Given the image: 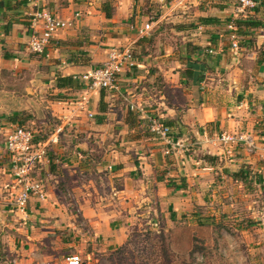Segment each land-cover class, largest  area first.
Listing matches in <instances>:
<instances>
[{
    "label": "crops",
    "instance_id": "1",
    "mask_svg": "<svg viewBox=\"0 0 264 264\" xmlns=\"http://www.w3.org/2000/svg\"><path fill=\"white\" fill-rule=\"evenodd\" d=\"M4 1L13 5L16 0ZM17 1L22 3L17 10L15 7L0 11V131L6 136L12 126L20 125L24 115L30 121L56 126L52 135L57 130L59 133L55 137L57 142L49 147L54 148L50 162L54 158L60 164L58 170L63 172H70L82 163L86 170L90 168V188H80L83 203L80 200L77 205L98 242L102 239L107 247H120L127 240L123 214L133 205V200L126 201L129 197L124 195L123 182L130 184L132 176L136 178V164L147 181L140 191L128 185L127 190L133 191L131 197L139 196L148 188L154 172H176L184 179L187 177L189 183L191 176L197 173L202 176L201 160L186 154L173 157L174 151L166 154L173 147L152 133L149 121L137 111L129 107L124 110L123 99L128 104L135 102L145 107L166 125L174 121L175 124L168 125L174 143L198 141L210 149L208 155L219 157L222 162L251 165L261 172L264 166V0H255L256 8L246 12L233 0H184L178 7L175 0H118L116 14L111 19L89 0H52L47 7L72 26L57 33L42 55L31 53L28 47L29 19L35 9L30 0ZM22 16L29 19L25 22ZM201 19L212 21L207 24ZM240 21L261 25L236 26ZM149 22H154L153 33L141 37L140 29ZM231 23L236 31L229 29ZM90 28L96 30L91 39ZM143 39L145 42L139 44ZM147 43L154 45L149 48ZM128 45L137 54V66L119 77L122 91L116 94L121 96V102L112 103L105 95L107 111L101 113V95L95 93L89 112L91 108L100 120L90 122L87 117L77 120L76 116L67 125L63 119L72 116V109L67 107L66 100L81 96L85 85L81 82L80 87L58 88L57 78L83 75L95 68V63L102 65L110 50ZM143 48L149 52L147 55L137 53ZM172 50L174 53L178 50L177 55ZM159 77L164 83L158 81ZM4 79L6 87L2 88ZM164 84L170 93L162 92ZM64 129L69 133L62 136ZM223 132L247 134L255 139L257 149L250 153L240 144L228 156L220 146L205 142L206 137ZM66 140H70V147L64 145ZM89 153L90 165L86 160L79 161ZM133 154L142 162L134 164ZM192 164L198 170L190 168ZM44 170L48 173L46 201L32 200L26 214L12 215L7 204L9 213L0 212V264H65L59 261L57 248L51 244L60 237L70 242L72 238L68 236L75 235L78 228L73 224L75 216L64 207L68 198L60 191L62 172L51 173L47 164ZM6 171L13 179L9 162ZM73 176L70 172L61 180L73 181ZM160 178L155 181L162 189L160 194L176 191L177 188H168L164 177ZM103 179L112 184L110 196L103 187ZM12 183L15 184L14 179ZM178 189L184 194L181 187ZM66 190L73 201L72 191L76 190L69 186ZM261 227L264 230V222ZM93 251L94 247L86 252L89 258Z\"/></svg>",
    "mask_w": 264,
    "mask_h": 264
},
{
    "label": "rangeland",
    "instance_id": "2",
    "mask_svg": "<svg viewBox=\"0 0 264 264\" xmlns=\"http://www.w3.org/2000/svg\"><path fill=\"white\" fill-rule=\"evenodd\" d=\"M89 1L96 4L97 9L104 14L106 5L111 10L112 16L116 14L118 0ZM233 1L237 2L239 6L237 0ZM133 14L134 12L130 13L132 16ZM28 17L22 16L21 19L26 22L29 19ZM133 19H135V16ZM95 31L90 28V39L91 34ZM147 45L150 48L154 44L147 43ZM144 50L147 51L146 48ZM153 50H156L155 47ZM175 51V53L173 51V55H177L178 50ZM141 52V49L137 51V53ZM94 65L99 67L101 64L95 63ZM1 87H6L5 79ZM79 97L66 101H74ZM106 99L116 103L121 102L122 98L116 93H106ZM121 103L122 108L126 110L128 102L123 99ZM90 113L93 117L86 114L75 119L80 120L87 117L90 122L100 120L91 108ZM21 119L19 124L31 129L40 141L47 139L56 130L54 125L50 127L41 123L43 121H30V118L25 117V115ZM149 129H151V125ZM65 133H69V130L64 129L62 136ZM4 136L0 131V212L9 213L6 204L16 191L12 194L15 185L12 183L14 178H9L6 171L9 157L4 149ZM63 138L65 139V137ZM205 142L220 146L228 156L233 155L234 149L240 145L229 148L220 144L215 135L206 137ZM70 143V140H66L64 145L70 147ZM173 144L178 145L177 142H173ZM179 145L172 146V150L168 149L166 154H171L174 151L176 155L173 154V157L186 154L194 160H201L200 172L202 176H199L198 171H195L197 175L191 176L192 181L189 183L187 177L184 179L176 172L163 173L160 171V174L154 172L152 173L153 180L149 182L148 188L145 187L146 190H143L142 194L133 197H131L133 192L131 188L137 189V191L142 190V186H144L147 179L142 175L139 164H136L142 162L138 159L139 156L136 154L131 155L133 163L136 164V170L134 171L136 178L134 179L132 176L133 180L130 184L128 182H123V184L125 188L124 195L126 198L129 197L126 201L130 203V200H133L131 202L133 205L129 206L123 214L128 237L120 247H107L102 239L98 242V237L90 230L89 222L82 217L79 210L80 206L77 205L83 197L80 188H90V184H88L90 182V168L86 170L85 163H82V166L71 168L70 172L73 173L74 180L64 182L62 181L63 178L70 172L68 170L63 172L62 169L59 171L60 164L55 162L54 158L50 162L54 148H49L45 164L37 165L33 176L43 180L45 184L46 177H48V173L44 170L46 164L51 173L62 172V180L59 178L62 183L60 184L62 186L60 191H62L63 196L68 198L64 207L68 208V211L75 216L73 224L78 228L75 235L68 236L72 238L70 242L62 241V237L53 239L55 242L51 246L57 248L55 251H57L56 256L59 257V261L66 264L68 257L79 255L83 264H264V230L261 227L264 222V166L261 167L260 172V170H256L257 168L252 169L251 165H233L229 161L223 160L222 162L220 159L217 160L216 165L212 166L211 160L208 159L207 162L202 159L210 151L208 147L198 141L191 143L188 140L179 142ZM243 146L245 147V145ZM85 147L88 146L85 145ZM245 149L250 153L256 150L251 151L247 147ZM84 160L87 161V165H90V153L88 157L84 155L82 159H79V161ZM75 165L77 164L75 163ZM192 165L195 167L191 166L190 168L198 170L195 164ZM171 168H174V166ZM203 168L206 170H203ZM241 173L247 175L245 176L246 180L237 181L234 175ZM160 177L167 180L165 183L168 188H177L176 191L174 189L172 192L170 191L171 193L160 194L162 189L155 182L157 179H161ZM254 177L255 179H252ZM177 183L182 185L179 187L183 189L184 194L180 191L181 189H178V186H175ZM98 185L100 183L96 185L97 188ZM128 185L131 186L130 190H127ZM57 186L59 187V184ZM68 186L76 190L75 192L71 190L75 195L73 201L68 197V191L66 190ZM86 186H89V188H86ZM103 187L110 196L112 194L110 181L103 179ZM140 195H143V197ZM63 196L61 197L63 198ZM184 197L185 200H182ZM79 203H83V201L81 200ZM12 212V215L17 214L15 210ZM172 212L177 214L175 220L171 217ZM63 225L65 224L63 223ZM39 245L37 243L36 247ZM93 247L95 251H93L92 257L89 258L86 252H90Z\"/></svg>",
    "mask_w": 264,
    "mask_h": 264
},
{
    "label": "built area",
    "instance_id": "3",
    "mask_svg": "<svg viewBox=\"0 0 264 264\" xmlns=\"http://www.w3.org/2000/svg\"><path fill=\"white\" fill-rule=\"evenodd\" d=\"M52 0H30L34 7L30 15V40L29 50L33 54L42 55L50 47L55 35L72 26V23L60 18L52 12L47 5ZM184 0H175L178 7ZM242 11L253 10L257 3L255 0H237ZM173 7V8H175ZM154 29V22L147 23L139 34L146 37ZM231 31H236L233 23L229 25ZM133 46L114 48L108 53L107 60L99 67L91 69L89 72L76 76L75 79L82 81L85 85L84 93L76 100L66 101L68 108L72 109V116L64 117L63 121L68 125L73 122V118L83 113L93 115L89 112L93 95L101 90L107 92L120 93V75L124 71H130L137 66L133 56ZM128 107L131 111H137L141 117L146 118L151 125V132L164 140L168 146H180L173 144L171 128L160 120L156 115L148 113L145 107L135 102H130ZM72 121V122H71ZM59 133V130H57ZM57 132L47 141L36 140L34 132L21 125L12 126L6 133V150L11 165V174L15 181V193L7 205L16 213L26 214L29 203L32 200L43 202L48 198L43 180L33 176L37 165L43 164L47 160L48 150L52 143L57 142ZM57 136V138H55ZM217 141L229 148L234 145L243 144L249 150L257 149L255 139L249 135H237L223 132L215 135ZM168 153V151H167ZM66 264H83L79 255L67 258Z\"/></svg>",
    "mask_w": 264,
    "mask_h": 264
},
{
    "label": "trees",
    "instance_id": "4",
    "mask_svg": "<svg viewBox=\"0 0 264 264\" xmlns=\"http://www.w3.org/2000/svg\"><path fill=\"white\" fill-rule=\"evenodd\" d=\"M21 2H19V1H15V3L13 4V5H10V4H7V3H5V1L4 0H1L0 1V11H1V9H4V8H6V9H12V8H15L16 7V10L18 9V8H20L19 6H21ZM104 12H105V14H106V18L107 19H111L112 18V12H111V10L109 9V8H107V5H106V7H105V9H104ZM201 22H205V23H207V24H209V22H211L212 20L211 19H201L200 20ZM234 24V23H233ZM243 24H245L246 26H251V27H258V26H260L261 25V23H258V22H255V21H245V22H242V21H240V22H237L235 25L236 26H238V27H240V26H242ZM234 25V26H235ZM145 41H144V39L143 40H141L140 42H139V44H143ZM142 52L144 53V55H147L149 52L148 51H145L144 50V48H143V50H142ZM133 56H134V59L136 60V53H135V50L133 51ZM5 57L8 59V58H10V56H7V55H5ZM135 68V67H134ZM133 69V68H132ZM131 69V70H132ZM160 79L158 80L159 82H162V83H164V80H163V78L162 77H159ZM74 81L75 82H77L76 84L74 83ZM82 81H79V80H75V78L74 77H58L57 78V86H58V88H67V87H69V88H71V87H74V85H77L78 87H80V83H81ZM83 83V82H82ZM82 85V84H81ZM165 85V87L163 88V90H162V92L164 91L165 93H170L168 90H167V85L166 84H164ZM106 93H107V91H105V90H101L100 91V95H101V101H100V112L101 113H103V112H106L107 111V107H106V105L104 104V98H105V95H106ZM112 93H118V92H112ZM130 113V115L132 114V112L131 111H129ZM180 117H177V119H179ZM173 124H175V122L173 121L172 122ZM172 123H167L168 125L170 124H172ZM36 140H39L38 138H36ZM40 141V140H39ZM204 161H207L208 159L209 160H211V162H212V166H214V165H216L217 164V160L219 159V157H215V156H211V155H204L203 156V158H202ZM216 161V162H215ZM208 162V161H207ZM245 176H247L245 173H241V174H235L234 175V178L237 180V181H243V179L244 180H246V177ZM171 217H172V219L173 220H175L176 218H177V214L175 213V212H172L171 213Z\"/></svg>",
    "mask_w": 264,
    "mask_h": 264
}]
</instances>
